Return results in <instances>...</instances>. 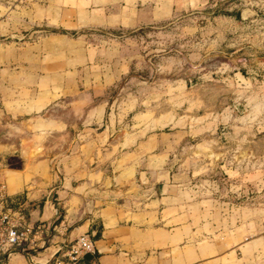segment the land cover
Instances as JSON below:
<instances>
[{"label":"rangeland","instance_id":"obj_1","mask_svg":"<svg viewBox=\"0 0 264 264\" xmlns=\"http://www.w3.org/2000/svg\"><path fill=\"white\" fill-rule=\"evenodd\" d=\"M38 2L6 8L11 23L0 37V140L10 152L23 149L22 161L0 155L7 188L9 169L27 181L45 179L68 154L60 143L33 151L38 139L48 147L49 137L17 125L19 113L49 100L40 116L98 119V102L106 99L116 131L127 130L131 141L175 136L151 155V166L176 184L184 222L196 228L200 246L223 251L241 242L248 248L241 254L256 258L248 264H264V0H132L128 7L125 0H63L64 8ZM53 6L65 15L50 18ZM35 14L45 17L38 28L29 20ZM126 18L132 27L121 26ZM110 70L120 73L118 81L95 98L100 93L88 81ZM85 90L91 102L76 103ZM14 94L30 102L1 100ZM83 130L75 126L72 134Z\"/></svg>","mask_w":264,"mask_h":264},{"label":"crops","instance_id":"obj_2","mask_svg":"<svg viewBox=\"0 0 264 264\" xmlns=\"http://www.w3.org/2000/svg\"><path fill=\"white\" fill-rule=\"evenodd\" d=\"M58 1L52 0V4L64 8L63 0ZM23 2L0 1V37L7 34L11 23L6 8L20 9ZM125 2L128 7V2L132 0ZM36 6L39 8V4ZM52 8L50 18L52 14H58V18L60 14L65 15L62 12L65 10L55 6ZM173 8L171 4L170 13ZM115 17L112 15V18ZM44 18L35 14L30 15L29 20L38 28ZM123 21L126 24L121 22V26L132 27L129 18ZM65 22L60 20L61 26ZM2 50L0 48V55ZM118 73L106 71L99 78L97 76L93 81H88L90 89L100 93L95 98L102 97L105 89L118 81ZM84 84L87 86V81ZM30 86L27 91L33 95L32 91L36 92L38 85L35 84L34 89V85ZM52 88L53 85L48 86L43 93H51ZM2 89L0 84V94H3ZM87 93L90 91L78 93L76 103L91 102V95ZM17 96L14 94L9 101L3 96L1 100L16 105L30 102ZM36 98L34 96L31 102L35 103ZM98 103L102 104L98 106L102 109L98 119L88 118L86 113L82 118H76L73 114L68 119L50 114L40 116L38 112L46 104L39 110L19 113L24 118L16 120L17 125L24 129L31 128L35 135L49 137L48 147L44 146L43 139L36 140L44 151L50 152L52 144L58 146L60 143L61 149L68 154L57 160V172L48 174L45 179L32 178L27 181L25 175L8 170L7 189L13 204L23 210L30 224L42 223L55 231L45 248L25 249L30 251L28 255L21 250L7 259L0 258V264H46L60 255L67 242L85 233L94 239L99 264H248L250 260L254 261V256L246 258L241 254L242 250L248 249H243L241 242L223 251H218L211 244L200 246L198 241L201 238L194 234L196 228L188 220L184 222L183 208L177 202L176 184L168 173L151 166L155 161L151 155L161 149V145L171 144L170 140L175 136L162 132L150 133L142 141H131L133 134L127 130L125 133L116 131L114 116L106 110L109 101L101 99ZM94 124H100L101 129H88ZM75 126H83L85 133L72 134ZM61 139L63 142H60ZM9 146V143L0 140V155L8 154V158L22 161L23 149L15 148L10 152ZM40 165L43 167L44 161ZM91 258L87 257L88 260Z\"/></svg>","mask_w":264,"mask_h":264},{"label":"built area","instance_id":"obj_3","mask_svg":"<svg viewBox=\"0 0 264 264\" xmlns=\"http://www.w3.org/2000/svg\"><path fill=\"white\" fill-rule=\"evenodd\" d=\"M54 228L42 223L30 224L23 210L14 205L0 170V258L7 259L21 250L45 248ZM94 239L88 234L77 235L60 255L46 264H99ZM88 256L92 258L87 259Z\"/></svg>","mask_w":264,"mask_h":264},{"label":"water","instance_id":"obj_4","mask_svg":"<svg viewBox=\"0 0 264 264\" xmlns=\"http://www.w3.org/2000/svg\"><path fill=\"white\" fill-rule=\"evenodd\" d=\"M31 148H32V150L34 151V150H38V149H40V142L39 141H35V142H33L32 143V146H31ZM26 152H28V151H30L29 149H26L25 150ZM24 254H30V251H27V250H24V251H22Z\"/></svg>","mask_w":264,"mask_h":264}]
</instances>
